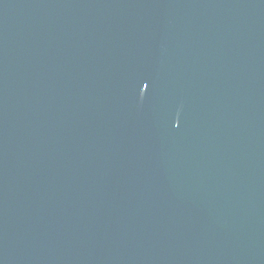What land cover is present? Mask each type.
Wrapping results in <instances>:
<instances>
[{
  "label": "water",
  "instance_id": "obj_1",
  "mask_svg": "<svg viewBox=\"0 0 264 264\" xmlns=\"http://www.w3.org/2000/svg\"><path fill=\"white\" fill-rule=\"evenodd\" d=\"M0 264H264V0H0Z\"/></svg>",
  "mask_w": 264,
  "mask_h": 264
},
{
  "label": "snow or ice",
  "instance_id": "obj_2",
  "mask_svg": "<svg viewBox=\"0 0 264 264\" xmlns=\"http://www.w3.org/2000/svg\"><path fill=\"white\" fill-rule=\"evenodd\" d=\"M147 86H148V85H146V84L144 85L145 88H147Z\"/></svg>",
  "mask_w": 264,
  "mask_h": 264
}]
</instances>
